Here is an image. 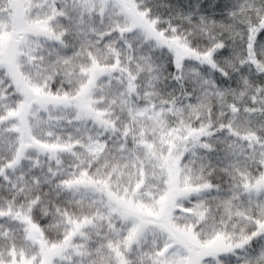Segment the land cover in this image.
Segmentation results:
<instances>
[{
	"label": "snow or ice",
	"instance_id": "1",
	"mask_svg": "<svg viewBox=\"0 0 264 264\" xmlns=\"http://www.w3.org/2000/svg\"><path fill=\"white\" fill-rule=\"evenodd\" d=\"M0 264H264V0H0Z\"/></svg>",
	"mask_w": 264,
	"mask_h": 264
}]
</instances>
